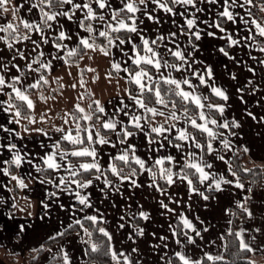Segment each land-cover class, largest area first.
Listing matches in <instances>:
<instances>
[{"label": "snow or ice", "instance_id": "1", "mask_svg": "<svg viewBox=\"0 0 264 264\" xmlns=\"http://www.w3.org/2000/svg\"><path fill=\"white\" fill-rule=\"evenodd\" d=\"M0 247L257 264L264 0H0Z\"/></svg>", "mask_w": 264, "mask_h": 264}, {"label": "rangeland", "instance_id": "2", "mask_svg": "<svg viewBox=\"0 0 264 264\" xmlns=\"http://www.w3.org/2000/svg\"><path fill=\"white\" fill-rule=\"evenodd\" d=\"M25 196L24 194H22ZM20 195L21 197H23ZM33 201L35 200L32 197ZM253 259L256 260L257 264L264 263V254L256 253L253 254ZM20 260L24 261L23 256ZM0 264H20V261L16 256L10 254V249H6L5 247H0Z\"/></svg>", "mask_w": 264, "mask_h": 264}, {"label": "crops", "instance_id": "3", "mask_svg": "<svg viewBox=\"0 0 264 264\" xmlns=\"http://www.w3.org/2000/svg\"><path fill=\"white\" fill-rule=\"evenodd\" d=\"M97 62L99 63V65H100V71H101V77H100V79L98 80V81H96V82H94L93 84H92V86L94 87V89L97 91V94H101V90H103V95H108V93H109V91H110V89H111V87L112 86H110V85H107L106 83H105V80H104V77H103V75H102V72H103V67H104V62H103V60L102 59H100V58H97ZM66 95H67V93H66ZM22 194H24V195H27V194H29V193H27L26 191H21L20 193H19V195H22ZM23 196V195H22ZM33 198L34 199H36V197L33 195Z\"/></svg>", "mask_w": 264, "mask_h": 264}, {"label": "trees", "instance_id": "4", "mask_svg": "<svg viewBox=\"0 0 264 264\" xmlns=\"http://www.w3.org/2000/svg\"><path fill=\"white\" fill-rule=\"evenodd\" d=\"M249 255H252V258H253V254H249ZM23 259H24V264H26V261H27V256H23ZM261 264H264V263H261Z\"/></svg>", "mask_w": 264, "mask_h": 264}]
</instances>
